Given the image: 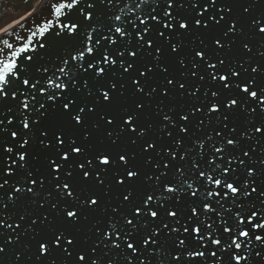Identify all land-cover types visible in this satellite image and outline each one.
<instances>
[{
	"label": "snow or ice",
	"instance_id": "1",
	"mask_svg": "<svg viewBox=\"0 0 264 264\" xmlns=\"http://www.w3.org/2000/svg\"><path fill=\"white\" fill-rule=\"evenodd\" d=\"M258 4L36 0L0 28V264H264Z\"/></svg>",
	"mask_w": 264,
	"mask_h": 264
},
{
	"label": "trees",
	"instance_id": "2",
	"mask_svg": "<svg viewBox=\"0 0 264 264\" xmlns=\"http://www.w3.org/2000/svg\"><path fill=\"white\" fill-rule=\"evenodd\" d=\"M36 7V0H0V28L13 24Z\"/></svg>",
	"mask_w": 264,
	"mask_h": 264
},
{
	"label": "water",
	"instance_id": "3",
	"mask_svg": "<svg viewBox=\"0 0 264 264\" xmlns=\"http://www.w3.org/2000/svg\"><path fill=\"white\" fill-rule=\"evenodd\" d=\"M223 2L228 3L230 6H233V13L234 14H243V7L247 6L249 3H252V0H223ZM264 13V0H259V4L257 5V7L255 8V14H261ZM30 19V17H29ZM245 19L247 20V17H245ZM25 23H27V21H25ZM247 30V29H246ZM250 36L252 38V43L256 46L259 47L260 45V38L262 36H264V34H255L250 33ZM238 45H237V49H238ZM264 50V49H261ZM253 62H260L262 64V66H264V58H260V57H254L253 58ZM250 71V69H249ZM257 155H259V151H257ZM9 232H11V230H9ZM11 247V246H9Z\"/></svg>",
	"mask_w": 264,
	"mask_h": 264
}]
</instances>
